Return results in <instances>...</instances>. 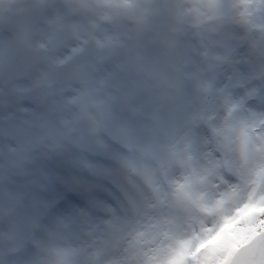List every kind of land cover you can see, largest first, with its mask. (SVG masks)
<instances>
[{
	"label": "snow or ice",
	"instance_id": "1",
	"mask_svg": "<svg viewBox=\"0 0 264 264\" xmlns=\"http://www.w3.org/2000/svg\"><path fill=\"white\" fill-rule=\"evenodd\" d=\"M0 264H264V0H0Z\"/></svg>",
	"mask_w": 264,
	"mask_h": 264
},
{
	"label": "clouds",
	"instance_id": "2",
	"mask_svg": "<svg viewBox=\"0 0 264 264\" xmlns=\"http://www.w3.org/2000/svg\"><path fill=\"white\" fill-rule=\"evenodd\" d=\"M4 35H7L6 33ZM101 183H103V181H101Z\"/></svg>",
	"mask_w": 264,
	"mask_h": 264
}]
</instances>
